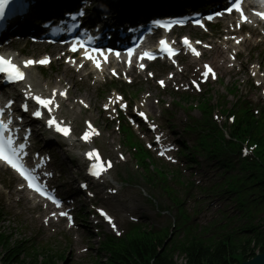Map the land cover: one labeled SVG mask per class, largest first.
Returning <instances> with one entry per match:
<instances>
[{"label":"trees","instance_id":"16d2710c","mask_svg":"<svg viewBox=\"0 0 264 264\" xmlns=\"http://www.w3.org/2000/svg\"><path fill=\"white\" fill-rule=\"evenodd\" d=\"M239 122L243 125V129L252 133L253 138L261 145L263 149L261 159L264 163V127L247 118H241ZM161 241L159 238L148 235L113 246L111 248L113 254L109 258V263L177 264L172 259L167 246L162 248ZM255 250L259 253L264 252V239L239 246L223 241L215 248L205 246L201 242H192L183 246L182 254L185 255L183 264H240L253 257ZM37 253L48 260L41 264L57 263V259L43 249L36 253L24 249L22 242L15 240L12 233L2 232L0 234V259L5 264H38Z\"/></svg>","mask_w":264,"mask_h":264},{"label":"snow or ice","instance_id":"6c2138e0","mask_svg":"<svg viewBox=\"0 0 264 264\" xmlns=\"http://www.w3.org/2000/svg\"><path fill=\"white\" fill-rule=\"evenodd\" d=\"M14 4V0H0V22L5 20V16H6V10L9 9L10 5ZM235 11L239 12L241 14V17L243 19H247L246 17H244L243 12L241 11V0H236V4H235ZM16 9L13 8L12 12L15 13ZM233 11L232 8L228 9V12L231 13ZM80 15L83 16L84 13L80 12ZM256 15H258L261 19H264V13H256ZM73 19H75V17H73ZM209 19H211V17H209ZM157 26L162 27V28H166V29H170V25H166L160 22H157ZM185 45H189V42L185 39L184 41ZM160 44L162 45L161 47V51H168L169 55H175L174 51L172 49H170L167 45L166 41L161 40ZM76 49L74 48L73 51H75ZM193 53L195 55H199L198 52H196L193 49ZM129 55H131V52L129 53ZM144 58H148V59H153L154 57H152L150 54L145 53L143 57H141V59ZM88 59H92L91 57H88ZM34 63H37L36 61H26L25 62V67H28ZM38 63L40 64H47L48 61L47 60H41L38 61ZM97 67H99V64H97ZM207 67V66H205ZM141 68H143V65H141ZM211 72V69L209 68L207 72H205L203 75L207 76L208 73ZM0 73L2 74H6L9 82H16V81H20L24 79V73L20 70L19 67H17L15 64H13L11 62V60H7L4 57H0ZM161 85H163V81H161ZM61 95H64V93H61ZM37 104H39L41 107L43 108H49V111H51V108L49 107L53 101L51 99L45 100L42 99L38 96L36 97H32ZM119 99V98H118ZM25 110H27V106H25ZM3 111L0 110V116H3ZM34 115L36 117H40L41 116V112L40 111H35ZM141 116H143V113H140ZM11 124V120H8L7 123L4 122V120L0 119V160L4 161L5 163H7L8 165H10L14 170H16L26 181H28V185L30 188H33V190L39 192L41 195H45L43 189H41L38 185L35 184V177L30 175L25 169L24 167L18 162L19 161V155L20 152L23 151V145L20 146V150L18 151L16 147H14V139L11 135H6L9 131V125ZM48 126L51 128L53 126H55V130L65 136H67L69 134V130L67 128H63L60 126L59 123H57V121L53 118V119H49L48 120ZM89 128H91V125L89 124ZM92 133L98 135V133L95 132L94 129H92ZM89 137V133H85V136L83 137V139H88ZM163 154V153H161ZM88 156L90 159H94V163L92 165V171L91 174L93 176H99L102 172L106 171L107 168L111 167V163L107 162L105 164V162L100 160L99 154L98 153H88ZM48 199H52L51 197H47ZM53 203H57L56 200L53 199ZM59 206V205H57ZM61 215H67L66 213H60ZM100 215L104 216L105 219L108 221L109 224H112V220L110 217H108L106 215V213H104L102 210H100ZM113 229L115 230V225L112 224ZM119 234V233H117Z\"/></svg>","mask_w":264,"mask_h":264},{"label":"rangeland","instance_id":"374dc122","mask_svg":"<svg viewBox=\"0 0 264 264\" xmlns=\"http://www.w3.org/2000/svg\"><path fill=\"white\" fill-rule=\"evenodd\" d=\"M259 60H261V56L259 57ZM232 79L236 80L237 84L239 85V81H240V79H242V76L233 75ZM214 90L217 91V94L215 95L217 97L220 94V92L215 88H214ZM89 91H91L92 96H89L90 92L85 91V89H78V90L74 91L73 94L76 96H81V97L88 99L92 105L96 104L98 102V100L94 95V91L93 90H89ZM167 99H168L167 97L164 98V100H167ZM212 100H214V99H212ZM175 102H177V100ZM230 105L231 104H229V106ZM138 204L143 209V212L146 215V217H149L150 223H153V224L165 223L163 218H161V217L158 218L154 213L151 212V210L148 208V206L144 205L141 201H139ZM5 214L6 215L4 216L2 227H4L7 230H8V228L12 229V230L17 229L18 231H16V234H17L18 239L22 238L23 241H30V239H32V235L35 234L34 229L38 230V228L35 227L33 229V227L27 222L26 217L25 218H23V217H20V218L17 217L16 218L13 216L12 213L7 212V211ZM172 217H173V215H170L167 220H171ZM260 217H262V216H260ZM177 262H180L179 258L177 259Z\"/></svg>","mask_w":264,"mask_h":264},{"label":"water","instance_id":"95a60500","mask_svg":"<svg viewBox=\"0 0 264 264\" xmlns=\"http://www.w3.org/2000/svg\"><path fill=\"white\" fill-rule=\"evenodd\" d=\"M243 264H264V254H262L258 257H255L254 259H252L248 262H245Z\"/></svg>","mask_w":264,"mask_h":264}]
</instances>
